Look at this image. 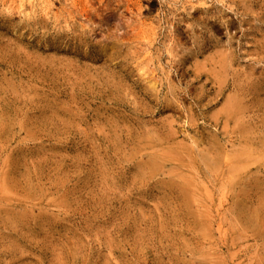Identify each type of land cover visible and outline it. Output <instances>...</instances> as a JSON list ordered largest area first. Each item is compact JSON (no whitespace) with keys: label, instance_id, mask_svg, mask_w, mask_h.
Here are the masks:
<instances>
[{"label":"rangeland","instance_id":"rangeland-1","mask_svg":"<svg viewBox=\"0 0 264 264\" xmlns=\"http://www.w3.org/2000/svg\"><path fill=\"white\" fill-rule=\"evenodd\" d=\"M263 44L264 0H0V264H264Z\"/></svg>","mask_w":264,"mask_h":264},{"label":"bare ground","instance_id":"bare-ground-1","mask_svg":"<svg viewBox=\"0 0 264 264\" xmlns=\"http://www.w3.org/2000/svg\"><path fill=\"white\" fill-rule=\"evenodd\" d=\"M183 4H185V3L182 2V5H183ZM206 4H207V3H206ZM180 6H181V5H180ZM192 6H193V5H192ZM184 7H186V6H184ZM200 7H201V6H200ZM261 7H262V6H261ZM182 8H183V7H182ZM228 8H229V7H228ZM262 10H263V9H262ZM218 11H220V10H218ZM218 11H217V12H218ZM228 11H229V10H228ZM194 12H195V11H194ZM220 14H221V13H220ZM259 42H260V41H259ZM257 44H258V43H257ZM263 45H264V44H263Z\"/></svg>","mask_w":264,"mask_h":264}]
</instances>
